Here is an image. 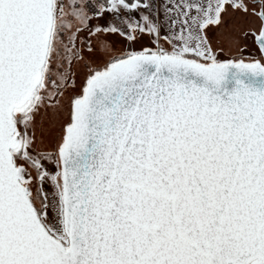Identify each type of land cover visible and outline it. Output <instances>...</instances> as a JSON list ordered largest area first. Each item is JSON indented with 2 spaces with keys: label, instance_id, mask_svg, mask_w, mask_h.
Wrapping results in <instances>:
<instances>
[{
  "label": "snow or ice",
  "instance_id": "snow-or-ice-1",
  "mask_svg": "<svg viewBox=\"0 0 264 264\" xmlns=\"http://www.w3.org/2000/svg\"><path fill=\"white\" fill-rule=\"evenodd\" d=\"M0 264H264V0H0Z\"/></svg>",
  "mask_w": 264,
  "mask_h": 264
}]
</instances>
